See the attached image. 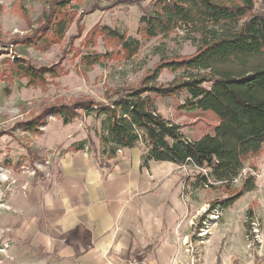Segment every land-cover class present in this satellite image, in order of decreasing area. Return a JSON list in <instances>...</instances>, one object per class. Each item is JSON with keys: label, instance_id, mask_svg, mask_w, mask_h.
Returning a JSON list of instances; mask_svg holds the SVG:
<instances>
[{"label": "rangeland", "instance_id": "rangeland-1", "mask_svg": "<svg viewBox=\"0 0 264 264\" xmlns=\"http://www.w3.org/2000/svg\"><path fill=\"white\" fill-rule=\"evenodd\" d=\"M78 1L77 14L64 38L40 50L17 47L11 41L39 24L47 1L0 0V70L5 68V58L22 52L34 64L56 66L58 71V75L47 77L44 86L27 85L24 78L9 80L0 73V264L56 262L55 253L17 235L29 228L33 232L32 200L38 201L33 198L34 186L45 179L48 168L57 164L62 155L76 151L72 145L80 141L85 140V149L98 156L101 124L93 114L81 112L67 124L55 114H46L38 131L27 130L22 123L54 103L86 97L102 101L117 88L139 83L162 56L189 55L196 49L181 29L153 38L142 35L139 20L149 0L140 4ZM254 4L256 12H264V0H254ZM100 26L139 40L138 51L130 57L112 53L99 63L86 65L82 56L115 52L119 48L115 41L104 39L98 31ZM178 74L163 69L156 82L166 84ZM151 97L157 110L180 124L182 133L190 139L211 133L217 123L212 111L179 108L185 93ZM198 172L200 169L188 165L175 168L169 180H177L182 187L178 197L184 204V214L170 232L131 237L120 264H264V145L258 154L245 161L236 180L239 185L245 177L252 176L254 189L229 206L211 209L210 203L222 199L225 193L222 189L193 187Z\"/></svg>", "mask_w": 264, "mask_h": 264}, {"label": "trees", "instance_id": "trees-1", "mask_svg": "<svg viewBox=\"0 0 264 264\" xmlns=\"http://www.w3.org/2000/svg\"><path fill=\"white\" fill-rule=\"evenodd\" d=\"M46 1L39 24L11 43L43 50L64 38L79 1ZM116 1L140 4L145 0ZM145 8L139 20L145 38L181 29L195 44L194 53L162 56L134 86L117 88L102 101L86 97L48 105L22 125L38 131L46 114L57 115L64 124L74 121L81 112L93 114L101 124V159L115 157L120 148L142 144L143 166L154 160L200 169L193 187L222 189L225 196L213 200L210 207L229 206L254 189L252 176L239 185L236 180L245 161L264 145V12L255 11L254 0H149ZM99 30L104 39L115 41L119 48L82 56L86 65L99 63L112 53L130 57L138 51L139 40L108 26H100ZM4 63L5 68L0 70L3 78H24L30 86H44L47 77L58 75L56 66H38L22 52L5 58ZM163 69L179 74L166 84L158 83L156 77ZM179 93L186 94L179 108L216 115L211 133L194 139L186 137L181 125L163 116L151 97H174ZM85 144V140L80 141L72 149H84Z\"/></svg>", "mask_w": 264, "mask_h": 264}, {"label": "crops", "instance_id": "crops-1", "mask_svg": "<svg viewBox=\"0 0 264 264\" xmlns=\"http://www.w3.org/2000/svg\"><path fill=\"white\" fill-rule=\"evenodd\" d=\"M99 146L97 157L86 146L62 155L34 186L33 232L17 235L55 253L52 264H120L131 237L170 232L184 214L169 180L180 165L143 166L139 145L101 159Z\"/></svg>", "mask_w": 264, "mask_h": 264}, {"label": "built area", "instance_id": "built-area-1", "mask_svg": "<svg viewBox=\"0 0 264 264\" xmlns=\"http://www.w3.org/2000/svg\"><path fill=\"white\" fill-rule=\"evenodd\" d=\"M122 152H123V149H121V148L117 150V153H119V154Z\"/></svg>", "mask_w": 264, "mask_h": 264}]
</instances>
